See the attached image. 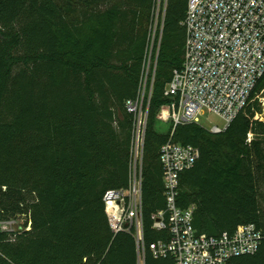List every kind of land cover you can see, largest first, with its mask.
<instances>
[{
    "label": "trees",
    "instance_id": "obj_1",
    "mask_svg": "<svg viewBox=\"0 0 264 264\" xmlns=\"http://www.w3.org/2000/svg\"><path fill=\"white\" fill-rule=\"evenodd\" d=\"M156 5L0 0V218L25 217L16 232L0 231V264H139L134 234L112 230L104 196L130 185L135 115L126 101L143 86ZM187 5L167 0L145 96L144 264H175L150 248L170 238L154 227L167 207L160 150L169 139L199 149L177 195L181 208L195 207L197 232L254 223L264 235V74L221 132L158 117L184 61ZM229 264H264V238Z\"/></svg>",
    "mask_w": 264,
    "mask_h": 264
},
{
    "label": "built area",
    "instance_id": "obj_2",
    "mask_svg": "<svg viewBox=\"0 0 264 264\" xmlns=\"http://www.w3.org/2000/svg\"><path fill=\"white\" fill-rule=\"evenodd\" d=\"M156 1V9L163 6L165 11L167 0ZM187 1L183 22L187 31L184 61L181 68L174 70L166 87V94L173 100L162 106L158 117L166 122L171 120L176 126L200 123L201 117L208 112L223 120V125L211 122L207 126L218 133L227 128L248 102L264 74V0ZM158 23L157 16L156 28ZM162 27L163 18L160 29ZM155 66L156 59L149 98ZM146 68L149 71V65ZM146 82L147 79L143 80L136 99L126 101L128 111L135 115L130 185L126 189L108 190L104 196L112 230L134 234L140 252L139 264H144L142 165L148 118ZM198 157V148L172 139L161 147L167 207L157 213L154 227L158 230L168 228L170 238L150 245L154 256L172 255L175 264H229L235 256L255 253L264 238L256 224L244 223L233 232L208 236L198 233L193 225L195 207L178 205L180 173L192 167ZM12 222L4 220L2 226L8 227ZM30 226L31 223L26 228Z\"/></svg>",
    "mask_w": 264,
    "mask_h": 264
},
{
    "label": "rangeland",
    "instance_id": "obj_3",
    "mask_svg": "<svg viewBox=\"0 0 264 264\" xmlns=\"http://www.w3.org/2000/svg\"><path fill=\"white\" fill-rule=\"evenodd\" d=\"M157 16H158V22L159 23H158V26L156 28L155 27V23H156V20H157ZM163 16H164V8H163V6H160V10L156 9V11H155V22H154V26H153V29H152L151 42H150V46H149L148 54H147V67H148V65L150 67L149 71L146 68L145 77H144V82L147 79V82H146L147 87H148V84H149V79L150 78L152 79V77L150 75L152 74L154 60H155L154 49H155V44L157 42V38H158V35H159V31L161 30L160 29V24H161V19L163 18ZM151 81L152 80H150V82ZM144 85H145V83H144ZM148 89L149 88H147L146 92H149ZM208 116H209V118H208ZM211 122L223 125V120L221 118H219L216 115H213V114H210V113L206 112L205 116L201 117L200 124H202L204 126H210ZM160 127L161 128L165 127L162 122L160 124ZM263 205H264V199H263ZM12 221H13L12 224L9 225L8 227H6V226H2V222H4V220H2L0 218V231L16 232L17 230H19L21 228V226L25 222V217L12 219Z\"/></svg>",
    "mask_w": 264,
    "mask_h": 264
}]
</instances>
